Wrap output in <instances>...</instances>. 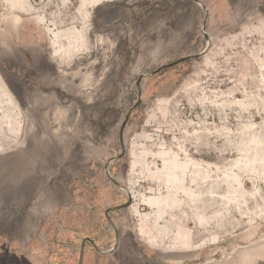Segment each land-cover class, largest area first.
Wrapping results in <instances>:
<instances>
[{
  "label": "rangeland",
  "instance_id": "1",
  "mask_svg": "<svg viewBox=\"0 0 264 264\" xmlns=\"http://www.w3.org/2000/svg\"><path fill=\"white\" fill-rule=\"evenodd\" d=\"M199 1L208 14V52L141 82V104L124 129L126 154L108 169L132 196L129 208L109 214L120 234L111 254L130 249L131 234L140 256L264 264V0ZM204 19L193 0H0V155L25 142L36 149L30 105L13 92L24 84L49 91L47 82L26 77L30 64L48 68L57 52L55 63L80 67L92 89L86 98L61 93V104L97 119L111 111L119 131L136 103L138 77L203 51ZM108 32L124 40L112 63L101 62L107 40L97 39ZM102 67L111 78L105 94ZM84 140L79 134L74 145L65 135L59 149L50 143L36 162L46 165V176L0 179V208L8 203L0 213V264H78L85 238L110 248L104 212L127 197L104 162L120 146L116 140L110 155L94 153ZM37 185L29 211L16 212L26 206L20 186ZM95 253L86 242L82 264Z\"/></svg>",
  "mask_w": 264,
  "mask_h": 264
},
{
  "label": "crops",
  "instance_id": "2",
  "mask_svg": "<svg viewBox=\"0 0 264 264\" xmlns=\"http://www.w3.org/2000/svg\"><path fill=\"white\" fill-rule=\"evenodd\" d=\"M98 38L101 39L103 38L107 40L105 41V44H103L105 45L104 46L105 54L102 56L101 62L112 63L114 61L112 59V56L115 53L112 54L111 52L115 51L117 42L120 41L121 45L123 46L124 40L122 38V35L118 33V35L116 34L115 37V35H113L111 32H108L106 33L105 36L104 35L97 36V39ZM99 44L100 43L97 42L96 46H99ZM101 45L102 44H100V46ZM56 57H57V52L52 54V57L50 58L51 59L50 62L46 63V66H48L47 69H50L51 72L54 74V76L42 77L40 78V80L37 81L39 84H43L44 81L47 82V87L50 88L49 91H44L42 89H39V91L34 95L35 97L37 95V98L40 99V103H41L38 104L37 102L38 105L36 108L41 110H48V116L51 121L54 118L52 114V110H53L52 104L59 103L60 98H62V101L64 100L63 95L61 93L71 95L73 98H81L83 94L85 96V92L87 88H89L90 90L92 89L94 83V82L86 83L87 81L86 73L82 72L80 67L72 68L71 67L72 64L67 65L64 62L63 58H57L56 59L57 63H55ZM91 61L94 62V60ZM102 68L103 69L100 72L102 77L101 80H99V83L102 84L101 85L102 91L99 93L105 94L108 92L109 87L111 85L110 84L111 78H110V74L106 72L109 69L107 67L106 68L102 67ZM76 79L79 80L78 85L74 81ZM56 91L58 92V95L56 94ZM84 96L83 98H86V96L85 97ZM46 97L51 98V101L48 102L46 100ZM85 101L86 103L90 102L88 99H86ZM63 106L67 110V114L65 116V121H64V134L68 136V138L71 140V143L76 145L78 142L79 134H82V138L83 139L85 138L83 143L85 144V149H87L88 152L96 153V151L97 152L103 151L109 154L110 151L114 149L118 134L117 123L115 121L117 117L116 114L112 116L113 113L109 111L103 115L102 119L100 116H99L100 119L99 118L97 119L95 118L97 117L95 114L87 115L88 113H86L85 115L87 116H85L86 117L85 119V117H83L81 113L79 114L77 113V110L75 109L73 110L70 104ZM81 120H84L83 125H81ZM106 133H108L107 137H103V141H100L99 135L104 134L103 136H105ZM49 135L51 138H53V140L57 138L54 132L50 133ZM94 135L99 138L98 142H96L95 139L93 138ZM98 160L100 159H97L96 161ZM111 232L112 231L109 229V233L107 230L106 234H109L108 236L110 237V235H113ZM130 239H131V234H128V237L126 238L127 241L126 246L130 247V249L127 248L125 250V253H120L118 254V256L114 257L113 253L101 255L96 252L95 255L92 256V260L90 261V264H183V260L180 257H174V256L147 257V256L137 255L135 254V251L133 249L136 248V246L135 244L131 243L133 240L130 241ZM109 244H111L110 245L111 248L114 244V241L113 243H109ZM85 262H88V260H85Z\"/></svg>",
  "mask_w": 264,
  "mask_h": 264
},
{
  "label": "water",
  "instance_id": "3",
  "mask_svg": "<svg viewBox=\"0 0 264 264\" xmlns=\"http://www.w3.org/2000/svg\"><path fill=\"white\" fill-rule=\"evenodd\" d=\"M193 1L196 4H198L199 6H201L204 13H205V19L203 21L202 31H203V38L206 42V45H205L203 51L199 54L182 57V58H180L174 62H171L169 64H165L163 66L156 68L150 74H146V75H143V76H140L137 78V80L135 82V87H136V92H137L136 103L132 106V108L125 115V117H124V119L120 125V129H119L120 153L118 155L110 158L107 161V164L105 166V174L108 176L111 183L113 185L120 187L123 190H125L126 197H127L126 202L119 204L117 206L108 208L105 212V218H106L108 224L111 226V228L114 231V237H115L114 244L110 249H108L106 251H101L97 248L95 243L90 238H85L81 242V245H80L78 264H82L84 245L86 242L91 244V246L95 250V252H97L98 254H101V255L110 254L111 252L118 249L120 234L118 232V229L115 227V225L113 224V222L109 218V213H111L113 211H120V210H125V209L129 208V206L131 205V202H132V196H131L130 190H128L126 187L119 184L117 182V180H115L114 178H112L109 175L108 164L113 160L122 159L124 157V155L126 154V147H125L124 138H123L124 129H125V126L128 122V119L131 115V112L141 104V98H142L141 82L145 78H147L151 75H155V74L159 73L160 71L171 68V67L178 65L180 63H183V62L195 60V59L205 55L209 50L210 39L207 36V34L204 32V27L206 25L207 17H208L207 10L205 9L204 6L201 5V2L199 0H193ZM44 96H47V95H44ZM35 98L36 97H34V100H35ZM34 100L29 101L30 110H31L29 112L31 114L30 118H31V120H33V129H32L33 132H31L32 133L31 135L35 139V144H36L35 148L36 149H35V151H33V149H31L30 146H28L27 142H25L23 147H21L17 150L14 149L13 151H10V152H7V153L0 155V179H5L8 177L17 176V177H20V182H23V181H25V180H22L24 177H27V176L37 177L36 174L38 171L41 173L42 176H46L44 173V171L46 170V165L43 163L42 164H36V162L38 161V159L43 160V158L45 156V152H47L49 150L48 145L50 143H51L52 147H54V145H55L56 149L63 147L65 144L64 121H65V116L67 114L66 108L62 104H59V103L52 104V107H53L52 114L54 117L53 118L54 121L53 120L51 121L49 119V116H48V110H41V109L36 108L35 106H36L37 102H35ZM59 109H62V111L59 112L60 115H57ZM52 124H54L53 127L51 126ZM53 132L56 134V137H57L55 140H53V138H51L49 135L50 133H53ZM37 182H38V180H37ZM41 190H42V188L40 185H37V187H35V189H33L32 191H29L28 187L20 186V192L22 194L21 200H23V198H24V204L23 205H26L25 209L27 208V204H30V203L34 202L37 198H39ZM35 191H37L36 196L32 197L30 200L27 199L30 192L32 194ZM7 206H8V203H6V201H3L0 209L3 210V208L7 207Z\"/></svg>",
  "mask_w": 264,
  "mask_h": 264
},
{
  "label": "flooded vegetation",
  "instance_id": "4",
  "mask_svg": "<svg viewBox=\"0 0 264 264\" xmlns=\"http://www.w3.org/2000/svg\"><path fill=\"white\" fill-rule=\"evenodd\" d=\"M27 65H29V64H27ZM30 66H32L33 67V71H30V72H26L25 73V75H26V77H28L29 75L32 77V78H36L35 80H36V82L38 81V78L40 77V78H42V77H46V76H51V77H53L54 76V74L51 72V70L50 69H47V68H36V65L35 64H30ZM35 68V69H34ZM39 91V89H37L35 86H31L30 87V85L29 84H24V85H21V87L20 88H18L17 89V91H14L13 90V92L16 94V96L18 97V99L21 97V95H23V100H24V102L21 100V99H19L18 101L23 105V103H29V101H32V100H34V98L33 97H35L34 95L37 93ZM56 94L58 95V92L56 91ZM19 95V96H18ZM60 97V96H59ZM61 102H62V98H60L59 99V104H61ZM25 105V104H24ZM37 105V104H36ZM126 127V126H125ZM119 129H120V127H119ZM117 140H118V142H119V131H118V134H117ZM120 146V145H119ZM109 158V157H108ZM106 159L105 160V162H104V165L106 166V164H107V162L106 161H108L110 158H112V157H110L109 159ZM115 161L116 160H113V161H111L109 164H108V169H111V165L113 164V163H115ZM106 163V164H105ZM105 166H104V171H105ZM109 171V170H108ZM107 176V175H106ZM107 178H108V176H107ZM109 179V178H108ZM110 181V180H109ZM111 182V181H110ZM5 209V210H4ZM108 209V208H107ZM106 209V210H107ZM106 210H105V212H106ZM6 211V208L4 207L3 208V210H1L0 209V213H4ZM15 211L16 212H23V213H27L29 210H28V207L25 209V206H21V208H19V210L18 209H15ZM105 212H104V218H105ZM115 212H117V211H113V212H111V213H109V214H113V213H115ZM105 220H106V218H105ZM106 222H107V220H106ZM108 223V222H107ZM108 226H110V225H108ZM110 228H111V226H110ZM112 232V234H113V238H114V240H115V237H114V231H113V229L111 228L110 229ZM93 241V240H92ZM94 242V241H93ZM81 245V244H80ZM84 247H85V245H84ZM83 256H84V253H83ZM82 262H83V260H82Z\"/></svg>",
  "mask_w": 264,
  "mask_h": 264
},
{
  "label": "bare ground",
  "instance_id": "5",
  "mask_svg": "<svg viewBox=\"0 0 264 264\" xmlns=\"http://www.w3.org/2000/svg\"><path fill=\"white\" fill-rule=\"evenodd\" d=\"M34 101H40V99H38V98L36 97ZM56 111H57V110H56ZM56 111H55V112H56ZM61 111H62V109H59L57 115H60L59 112H61ZM11 114H12V113H11ZM11 114H10V115H11ZM4 115H5V114H4ZM5 116H6V115H5ZM8 120H9L10 123H12V119H11L9 116H8ZM14 120H15V119H14ZM12 124H14V123H12ZM14 125H15V124H14ZM10 126H11V125H10ZM10 133H11V132H10ZM11 134H12V133H11Z\"/></svg>",
  "mask_w": 264,
  "mask_h": 264
}]
</instances>
